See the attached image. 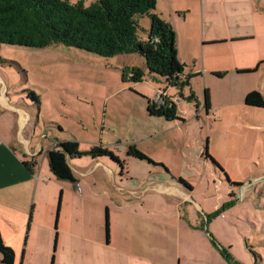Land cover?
I'll return each instance as SVG.
<instances>
[{"label": "crops", "instance_id": "0c3cea01", "mask_svg": "<svg viewBox=\"0 0 264 264\" xmlns=\"http://www.w3.org/2000/svg\"><path fill=\"white\" fill-rule=\"evenodd\" d=\"M261 3L262 0L157 2L155 12L175 29L177 55L185 66L183 75L190 77L189 90L197 97L196 113L198 117L206 115L207 120H212V127L217 124V118L220 122L221 117L231 114L232 106L237 107L238 113L251 107L245 103L249 92L258 90L264 95V46L244 61L237 59L238 51L251 48L248 46L255 44L264 33ZM261 61L257 70L245 71L254 69ZM122 67H138L145 71L147 63L146 60L139 64L129 62L123 63ZM160 81L156 83L159 85L157 92L149 98L156 99L162 91L177 103L179 111L183 101L176 93H171V86L164 87ZM200 86L204 88V97L205 90L209 92V111L205 108V98L204 102L201 99ZM186 90L183 91L185 96ZM179 114L183 116L180 111ZM30 121L31 114L12 101L8 86L0 78V232L5 244L15 251L14 264L196 262L198 256L186 246L193 248L198 243L194 234L201 231L203 221L195 212L202 215L203 206L194 197V189L187 188L178 178L188 177L185 167L189 166V173L197 171L198 167L191 151L181 148L171 132L172 128L182 131L187 122L177 125L164 117L153 116L147 126L132 129L140 136L125 141L127 146L137 145L167 169L163 165L127 157L128 147L125 146L117 153L127 160L122 170L105 157L69 158L76 179L70 181L53 175L49 159L47 166L41 161L44 156L48 158L49 149L64 139L55 136L44 146L43 139L48 136L43 133L35 140L36 130L29 127ZM181 139L187 141V136L183 133ZM34 140L36 143L32 146ZM103 141L90 147L81 144L80 147L89 150L104 145L116 152L115 147L122 143L120 139ZM222 146L224 158L213 150L215 157L210 154L218 159L230 181L241 183L229 182L228 188L234 191V197L237 193L242 197L250 181L236 177L227 163L234 164L238 170L240 167L250 169L249 150L245 151L244 144ZM215 172L225 176L221 170ZM252 224L257 228L256 223ZM67 234L71 238L70 244H83V251L79 256L61 252L58 261V254H55L57 239L66 241ZM249 235V230L244 231L246 240L251 239ZM65 244L63 242V246ZM70 255L73 259L82 258V261L74 263ZM216 255L219 257L212 264H227L220 254ZM0 264H6L1 253Z\"/></svg>", "mask_w": 264, "mask_h": 264}, {"label": "rangeland", "instance_id": "374dc122", "mask_svg": "<svg viewBox=\"0 0 264 264\" xmlns=\"http://www.w3.org/2000/svg\"><path fill=\"white\" fill-rule=\"evenodd\" d=\"M83 1L89 5L95 0ZM261 6L264 10V0ZM140 23L143 29H149L148 16L141 18ZM141 34L146 36L147 31L141 30ZM256 43L238 51L237 59L244 61L255 55L264 46V33ZM0 56V78L8 86V95L31 114L29 127L36 130L34 139H39L43 133L48 136L43 139L44 146L55 136L77 139L82 147L120 139L122 143L115 147L118 153L127 146L125 141L140 136L132 129L147 126L149 119H153L147 111L146 97L155 95L159 87L157 81L151 78L147 69L140 82L122 81L123 63L139 64L145 60L138 53L105 57L62 43L45 47L3 44ZM160 83L167 87L165 81ZM170 88L171 93H176L183 101L179 104V111L186 118V121L175 119L170 122L177 125L188 123L182 131L172 128L171 132L181 148L191 151L197 164V171L191 173L189 166L185 167L188 171L185 180L191 184L194 197L203 206L202 215L195 212L203 221L200 225L202 233L197 231L194 234L198 243L193 248L186 246L198 256L192 264H212L219 257L216 253L227 264H264V107L251 106L238 113L236 106H232L231 114L221 117L220 122L217 118V124L212 127L211 123H214L207 120L206 115L197 116V102L187 98L188 88L186 98L180 95L179 88ZM200 96L204 102L202 86ZM183 133L187 141L181 139ZM207 139L209 152L213 155V150L223 158L222 145L226 143L233 146L244 144L245 151L249 150L250 169L240 167L238 170L234 164L227 163L236 177L243 178L244 182L250 181L242 197L240 193L236 197L231 195L235 193L229 191V180L218 176L215 171L220 169L212 160L205 162L203 152ZM123 159L126 166L127 160ZM41 161L48 165L46 156ZM252 223H256L257 228ZM247 230L251 238L248 240L243 236ZM56 231L58 235V226ZM67 237L66 241L60 239V243L57 239L55 254H58V261L61 252L79 256L83 251V244H70L71 238L68 234ZM63 242L66 243L64 246ZM69 258L71 260L73 256ZM73 260L78 263L82 258L74 257Z\"/></svg>", "mask_w": 264, "mask_h": 264}, {"label": "trees", "instance_id": "16d2710c", "mask_svg": "<svg viewBox=\"0 0 264 264\" xmlns=\"http://www.w3.org/2000/svg\"><path fill=\"white\" fill-rule=\"evenodd\" d=\"M157 2L158 0H95L86 5L83 0H0V50L3 44L45 47L62 43L105 57L138 53L145 58L147 70L154 81L163 80L167 86L179 88L180 95L185 97L183 91L190 88V77L183 75L185 66L177 55L175 29L155 12ZM144 16L150 19L148 30L143 29L140 23ZM141 30L147 31V35H142ZM263 62L246 71L257 70ZM129 72L133 75L129 76ZM144 75V70L138 67L122 68L124 82H139ZM161 98L162 101L159 102L146 97L147 111L151 116L164 117L169 121H186L179 114L177 103L172 98L163 93ZM187 98L197 102L193 90H190ZM245 103L248 106L264 107V95L253 90L246 95ZM205 108L207 111L211 108L207 89ZM47 154L50 170L57 179L76 181L69 158L85 155L93 158L105 157L121 170L125 166V160L112 149L96 145L89 150H83L77 139L60 140ZM203 155L212 160L231 184L241 185L230 181L223 166L210 154L208 139ZM127 156L163 165L155 162L135 144L128 147ZM24 163L30 167L28 161ZM178 181L192 189L191 184L184 178L180 177ZM0 253L4 263L14 264L15 251L5 244L1 232Z\"/></svg>", "mask_w": 264, "mask_h": 264}, {"label": "built area", "instance_id": "2783aa9c", "mask_svg": "<svg viewBox=\"0 0 264 264\" xmlns=\"http://www.w3.org/2000/svg\"><path fill=\"white\" fill-rule=\"evenodd\" d=\"M133 73L132 72H129V76H132ZM161 93H163L162 91L158 94L157 98L155 100L161 102L162 101V98H161ZM164 94V93H163Z\"/></svg>", "mask_w": 264, "mask_h": 264}]
</instances>
